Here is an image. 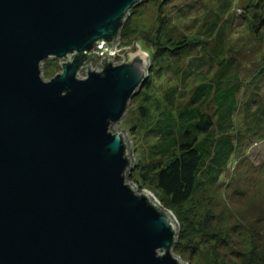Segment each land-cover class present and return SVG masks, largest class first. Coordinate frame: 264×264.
Instances as JSON below:
<instances>
[{
    "label": "water",
    "instance_id": "1",
    "mask_svg": "<svg viewBox=\"0 0 264 264\" xmlns=\"http://www.w3.org/2000/svg\"><path fill=\"white\" fill-rule=\"evenodd\" d=\"M141 1L0 0V264H188L117 123L149 76L137 40L117 49Z\"/></svg>",
    "mask_w": 264,
    "mask_h": 264
},
{
    "label": "rangeland",
    "instance_id": "2",
    "mask_svg": "<svg viewBox=\"0 0 264 264\" xmlns=\"http://www.w3.org/2000/svg\"><path fill=\"white\" fill-rule=\"evenodd\" d=\"M161 16L165 19L164 26L175 24L176 30L193 40L210 38L202 23L214 22V31L220 29L224 35L221 45L224 50L217 58L211 57L207 44L200 40L175 64H167L173 55L154 61L150 83H144L123 119L117 122L128 131L133 147L134 163L127 178L136 185L130 171L139 175L140 169L134 166L139 150L154 140L147 131L159 115L162 93L177 85L175 103L183 105L194 86L211 74L204 66L190 65L189 56L207 58L206 62H211L214 69L224 54L237 52L230 77L236 87V109L232 115L236 149L219 180L173 209L163 205V193L155 186L145 183L142 189L137 185L136 188L149 189L173 213L182 244L175 246L173 252L179 259L188 264H264V0H142L130 11L118 46L122 49L133 46L137 40L141 50L151 57L148 49L158 34ZM210 41L212 44L214 40ZM99 56L93 66L98 67ZM121 59L122 54L115 57V61ZM60 64L61 58L45 59L42 74L50 78L62 69ZM80 74H86V67ZM141 104L149 107L150 114L142 116L138 109ZM206 108L213 111L211 101H207ZM135 122L136 130H132ZM181 233L185 236L181 237Z\"/></svg>",
    "mask_w": 264,
    "mask_h": 264
},
{
    "label": "trees",
    "instance_id": "3",
    "mask_svg": "<svg viewBox=\"0 0 264 264\" xmlns=\"http://www.w3.org/2000/svg\"><path fill=\"white\" fill-rule=\"evenodd\" d=\"M164 24L165 19L161 16L158 34L154 38V44L148 49L151 56L150 68L158 58L167 59L170 55L174 58L171 61L168 59L167 64L174 63L190 52L192 45L200 40L207 44L211 57L217 58L223 53L221 45L224 35L220 29L214 31V22L208 23L205 20L202 23L210 38L199 40L190 39L185 32L176 30L175 24ZM213 32L214 36L211 37ZM211 39L214 40L212 44ZM236 53L224 54L216 62L214 69L211 62H206L207 58L201 55L189 56L190 65L204 66L211 74L194 86L192 94L183 105L175 103L177 85H171L162 93L163 102L159 115L154 118L155 121L147 131L154 140L148 143L147 148L139 150L134 165L140 169L139 175L135 176L134 171H130V175L139 189L145 183L159 189L163 193L162 203L169 209L182 205L198 191L215 184L228 167L236 149L232 134L236 87L230 78L234 72L232 69ZM150 68L146 85L150 83ZM147 99L146 96L145 100ZM207 101H211L213 111L206 108ZM148 108L146 104H141L138 109L145 116L150 114ZM136 124L138 123L132 125V130ZM181 234V237L185 236L184 233ZM180 245L181 240L177 237L174 247Z\"/></svg>",
    "mask_w": 264,
    "mask_h": 264
},
{
    "label": "built area",
    "instance_id": "4",
    "mask_svg": "<svg viewBox=\"0 0 264 264\" xmlns=\"http://www.w3.org/2000/svg\"><path fill=\"white\" fill-rule=\"evenodd\" d=\"M104 47H105V44L102 43L101 45L96 46V48L93 49V51H98V54H96L95 59H97V57H98L99 55H100L99 57H101V59H102V57H103V55H104V52H102V51L104 50ZM117 49L120 50V49H122V48L118 46ZM95 59H94V60H95ZM94 60H92V62H93Z\"/></svg>",
    "mask_w": 264,
    "mask_h": 264
}]
</instances>
